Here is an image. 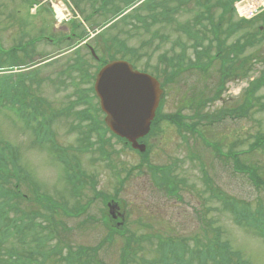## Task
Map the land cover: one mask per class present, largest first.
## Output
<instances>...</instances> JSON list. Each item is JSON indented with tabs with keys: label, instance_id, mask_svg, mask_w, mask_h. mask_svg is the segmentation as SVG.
Returning a JSON list of instances; mask_svg holds the SVG:
<instances>
[{
	"label": "rangeland",
	"instance_id": "374dc122",
	"mask_svg": "<svg viewBox=\"0 0 264 264\" xmlns=\"http://www.w3.org/2000/svg\"><path fill=\"white\" fill-rule=\"evenodd\" d=\"M121 1L0 0V92L9 85L14 98L19 95L20 88H25L24 93L28 94L25 103L33 99L37 102L38 96L43 101L42 116L26 120L17 105H11L6 97L3 101L0 98V154H4V163L9 161L14 153L11 143L17 155L16 164L10 162L13 170L5 173L6 184L14 189L19 187L21 192L31 196L30 199L18 196L13 200L15 208L7 215L10 220H16L19 227L13 228L7 239L10 243L2 247L3 251L11 250L14 244L13 247L23 250L24 245H19L14 237L25 236L26 242L32 240L36 227L28 226L26 220L37 211L40 218L36 221L49 224L54 220L52 226L57 235L46 234L47 238L43 240L48 250L59 244L55 241L63 240L65 247L61 259L69 244H100L109 233L103 219L105 213L108 218V210L101 197L96 195L95 182L101 190L116 194L118 212L123 215L120 226L127 225L140 234L151 235L149 239L154 240V245L149 241L143 244L145 258H154V249L160 246L159 238L165 241L170 238L173 242L184 243L181 253L186 261L182 264H199V253L205 249L203 244L223 240L228 241L232 250L249 264H264V238L238 225L234 214L223 208L226 203L234 208L235 202L241 208L247 202L252 211L259 209L264 213V188H258L247 173L236 171L233 157L228 154L229 149L230 156L231 151H239L240 158L248 165L258 167L264 177V146L250 149L257 137L264 134V87L257 92L259 97H255L253 108L243 111L244 117L236 115L238 107L246 104L249 82L264 74V35L261 34V31L264 33V26H261L264 16L241 23L239 28L233 25L239 20L237 16L231 17L229 12L220 18L223 4L210 1L209 14L213 21L206 20L199 26L198 33L202 48H207L203 62L210 63L207 70H183L167 85L160 117L152 133L143 140L149 153L147 165H141L143 156L112 137L105 129L104 113L96 111L99 100L92 87L100 64L86 45L94 46L98 56L105 60L114 54V45L122 41L129 51H133L138 68L162 72V54L168 52L171 56L174 51L180 52L178 41L186 46L184 64L194 60L195 50L201 47H191L195 44L194 39L181 33L177 25L180 22L189 26L196 16L206 14V7L197 5L194 0L184 3L174 16L176 21L170 25L152 20L151 8L140 7L146 5V0H136L134 10L127 8L133 0ZM155 2L159 4L158 10L179 4V0ZM33 3L39 4L35 12L30 11ZM57 4L62 6L65 15L62 16ZM125 8L123 15L129 16L120 19L117 12ZM62 17L65 18L60 21ZM218 22L222 27L218 28L217 37L228 46L229 52L231 46L235 50L240 45L244 47V52L236 51L224 67L214 58L217 40L214 39L213 23L218 25ZM186 29L194 31L190 26ZM256 34L257 38L248 44ZM205 39H214L213 46ZM13 46L21 52L16 49L9 52ZM14 60L25 63L17 66ZM230 62L238 69L234 77L228 70ZM246 70L249 71L245 77ZM224 71L230 74L226 77L227 82L221 83ZM35 75L36 82L32 78ZM20 77H25V86L20 85ZM86 109L96 118L95 124L93 120L81 117L80 112ZM225 110L236 116L222 120ZM28 111L23 114H29ZM174 115L183 120L181 124L171 120ZM36 134L50 141L39 143ZM62 150L71 165L84 174L78 194L73 190L74 185L65 179L63 162L59 158ZM149 165L173 169L172 177L178 186L174 195L170 197L158 189ZM15 169L16 174L13 173ZM37 189L40 195L51 196L65 209L78 204L84 208L73 218L62 209H58L55 216L47 217L48 213L34 194ZM89 214L92 220L88 219ZM22 219L26 223H22ZM84 220L88 223H83ZM115 239L113 244L102 247L101 257L106 264L123 262V242L119 235ZM30 246L33 247L31 243ZM130 264L148 263L134 261Z\"/></svg>",
	"mask_w": 264,
	"mask_h": 264
},
{
	"label": "trees",
	"instance_id": "16d2710c",
	"mask_svg": "<svg viewBox=\"0 0 264 264\" xmlns=\"http://www.w3.org/2000/svg\"><path fill=\"white\" fill-rule=\"evenodd\" d=\"M257 36V34L252 37L250 40H248V44H251L252 39H254ZM14 49H12L11 52H13ZM35 61V60H34ZM14 65L22 66L25 62H17V60H14ZM13 65V64H12ZM37 75V74H36ZM36 82V77H35ZM262 87H264V75L256 79L253 83H251V86L249 88V91L252 92L253 95L257 93L258 90H260ZM10 93V96H13V94L10 92V89L8 90ZM1 97H3L2 91L0 92ZM0 97V98H1ZM255 97L252 95L247 97L246 104L242 105L240 108H238V114L242 111H248L249 109L253 108L255 105ZM38 105L41 106L43 104V101L40 100V97L37 98ZM42 114L41 109H39L37 106L32 107V111H29L28 118L30 116H40ZM86 114H89L88 111ZM236 114V115H238ZM11 150L14 151L12 153V158L10 157V162L13 164H16L17 162V155H16V149L13 148V145H11ZM264 146V134H260L257 137V140L255 143H253L250 147V149L253 151L257 148ZM9 148V146H8ZM19 152V151H17ZM0 263L1 264H106L104 260L101 257V251L103 245L106 244H113L115 240L116 235H119L122 242V264H130L132 262H138L142 261L143 263L148 264H182L184 261L183 254L181 253V250L184 249V246L181 245L180 242H173V239H168V241H165L161 238H159L160 246H156L154 251L156 255L152 259L145 258L142 254L143 244L149 241L151 245H154V240H150L149 236L151 235H143L138 233L135 230L131 229H125L122 232H119L117 228H114V224H110L109 217L107 218L108 223L111 225H108V231L107 237L103 239L100 244L98 245H73L69 244L67 245V253L63 256V259H61L60 254H63L64 245L63 240L55 241L54 243H59L55 246H53L52 249L48 250L45 248L46 242L45 238H47L46 234L55 233V227L52 226L54 220L49 224L41 223L40 221H36L35 217H29L27 218V225L31 227L33 225L36 227L35 235H33V238L30 242H25V236H18V238L14 237L19 245H24L23 250L21 251L18 246L11 247V250L6 249L3 251L2 247L5 246L7 243H10L8 238H10L11 233L13 232V228L17 226L16 220H10L7 213L10 210H13L15 208V203L13 202L16 197L20 196V192L18 188L15 190L14 188L10 187L9 185H4L5 181L2 179L3 173L4 176L6 171L8 170L3 165L4 163V154H0ZM19 159V156H18ZM236 164L239 167V169L247 172L249 175V178L251 181L254 182V184L258 188H264V177L262 173H260L258 167L254 165H248L245 164L243 161H240L238 158L236 160ZM159 169L160 173V180L164 183L162 186L164 187L167 192L170 194H174L178 190V186L175 182V179L172 177V172L168 170L167 168L160 166ZM156 169V167H154ZM259 172H258V171ZM156 171V170H155ZM84 177V174L82 175ZM154 178L158 180L156 173L154 174ZM73 181V180H71ZM3 182V183H2ZM80 189V188H78ZM80 191L76 192L78 194ZM37 194L38 202L40 205L44 206V208H48L50 210L51 214L49 215L55 216L58 214L57 210L59 209V205L56 203V200L53 199L49 195H40ZM119 193V192H117ZM107 195L103 197V200H106ZM30 199V198H29ZM237 203L235 202L234 205ZM79 205V204H78ZM78 205H74L70 208H64L63 212L66 215L71 216L73 218V214L81 213V210L79 209L84 208L80 207ZM13 208V209H12ZM88 212V210L86 211ZM235 216L234 219L237 223L240 225H243L248 230L254 231L257 235L264 237V213L262 210H256L252 211L249 207V203L245 202L244 205L239 208L237 205V209H234ZM40 214V212H38ZM45 214V213H44ZM46 215V214H45ZM39 217V216H37ZM88 219L92 220V215H88ZM103 219H106L103 217ZM102 219V221H103ZM24 219H22V223H26ZM83 223H88L87 220L82 221ZM81 223V222H80ZM86 223V224H87ZM52 226V227H51ZM19 226H17L18 228ZM116 229V230H115ZM65 230H67L65 228ZM33 232V231H31ZM30 232V233H31ZM34 233V232H33ZM39 233V234H36ZM58 233V231H57ZM56 234V233H55ZM59 234V233H58ZM57 235V234H56ZM57 238V236H54ZM163 237V236H162ZM55 238V239H56ZM30 243L33 245L30 246ZM61 244V245H60ZM203 247L205 248L202 250L199 254L200 263L199 264H205L212 262L211 264H249L247 261L240 258L238 254H236L231 247V244L228 243V241H218L216 240L215 243L211 242L207 244H203ZM7 248V247H6ZM192 251V250H191ZM190 251V252H191ZM198 252V250H197ZM8 255V257H7ZM251 264V263H250Z\"/></svg>",
	"mask_w": 264,
	"mask_h": 264
},
{
	"label": "water",
	"instance_id": "95a60500",
	"mask_svg": "<svg viewBox=\"0 0 264 264\" xmlns=\"http://www.w3.org/2000/svg\"><path fill=\"white\" fill-rule=\"evenodd\" d=\"M96 91L107 122L117 134L128 138L136 147L137 139L146 134L158 107L161 90L155 78L133 71L126 62L110 63L99 74Z\"/></svg>",
	"mask_w": 264,
	"mask_h": 264
},
{
	"label": "bare ground",
	"instance_id": "6f19581e",
	"mask_svg": "<svg viewBox=\"0 0 264 264\" xmlns=\"http://www.w3.org/2000/svg\"><path fill=\"white\" fill-rule=\"evenodd\" d=\"M112 0H109V3L111 2ZM63 12V10H61V13ZM79 66H81L80 64H78ZM161 69L160 70H163L164 69V67H160ZM79 72H81V74L83 73L82 71H79ZM88 111V113L89 114H86V112ZM96 111H98V112H100V113H102V108H101V105L99 104L98 105V108L96 109ZM80 114H81V117L83 118V119H89V120H93V122H94V124H95V119L96 118H94L93 116H92V114H91V112H90V110L89 109H86V110H82L81 112H80ZM96 127V126H95ZM154 167H156V169H154V172L155 173H159L160 171H159V169L161 168L160 166H157V165H155ZM156 170V171H155Z\"/></svg>",
	"mask_w": 264,
	"mask_h": 264
}]
</instances>
